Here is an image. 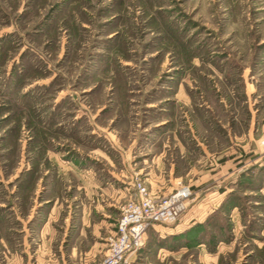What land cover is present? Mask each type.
<instances>
[{
  "label": "rangeland",
  "instance_id": "1",
  "mask_svg": "<svg viewBox=\"0 0 264 264\" xmlns=\"http://www.w3.org/2000/svg\"><path fill=\"white\" fill-rule=\"evenodd\" d=\"M263 130L264 0H0V264H95L174 178L131 264H264Z\"/></svg>",
  "mask_w": 264,
  "mask_h": 264
},
{
  "label": "built area",
  "instance_id": "2",
  "mask_svg": "<svg viewBox=\"0 0 264 264\" xmlns=\"http://www.w3.org/2000/svg\"><path fill=\"white\" fill-rule=\"evenodd\" d=\"M258 142L264 147V130ZM133 189L131 198L120 208L115 234L108 238L104 256L95 264H131V255L143 245L147 230L154 224L178 220L195 199L191 187L180 182L160 196L141 181L135 182Z\"/></svg>",
  "mask_w": 264,
  "mask_h": 264
},
{
  "label": "crops",
  "instance_id": "3",
  "mask_svg": "<svg viewBox=\"0 0 264 264\" xmlns=\"http://www.w3.org/2000/svg\"><path fill=\"white\" fill-rule=\"evenodd\" d=\"M176 181V178H174V181L171 182V186L168 187V190H164L159 188L157 189H152L151 193L155 194L157 196L160 195H164V194H168L169 192H171L173 190V188H175L176 186L173 185V183ZM200 210H198L197 208H195V205L193 207H190L186 210V212L183 214V216L181 217V219H190L193 216L197 215L199 213ZM87 212H82L80 217H81V222L80 224L82 226H87L88 225V216L86 215ZM180 219V220H181ZM117 221V219H116ZM116 221H110V223H103L102 222H96V227H97V233L95 234L96 236L100 235V240H104L105 242H102V245H106V238L108 236V234H114L115 233V226H116ZM104 227V231L102 230ZM100 229V230H99ZM150 229H154L153 231L158 232L159 234H162L163 232L166 234H173V224H167V225H160V224H154L152 226V228ZM149 229V230H150ZM166 229H169L168 231ZM148 230V231H149ZM147 233V232H146ZM146 235V234H145ZM166 247V246H164ZM89 249L92 248V246L88 247ZM73 249L76 250V246L73 247ZM87 255V253H86ZM87 257H85L84 259H86Z\"/></svg>",
  "mask_w": 264,
  "mask_h": 264
},
{
  "label": "trees",
  "instance_id": "4",
  "mask_svg": "<svg viewBox=\"0 0 264 264\" xmlns=\"http://www.w3.org/2000/svg\"><path fill=\"white\" fill-rule=\"evenodd\" d=\"M150 228H152V227H150ZM150 228H149V229H150ZM149 229H148V230H149ZM148 230H147V232H148Z\"/></svg>",
  "mask_w": 264,
  "mask_h": 264
}]
</instances>
